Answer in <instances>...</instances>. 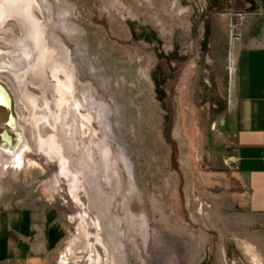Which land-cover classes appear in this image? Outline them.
I'll list each match as a JSON object with an SVG mask.
<instances>
[{
  "label": "rangeland",
  "instance_id": "1",
  "mask_svg": "<svg viewBox=\"0 0 264 264\" xmlns=\"http://www.w3.org/2000/svg\"><path fill=\"white\" fill-rule=\"evenodd\" d=\"M261 1L47 0L41 6L49 23L35 9L49 37L69 49L75 83L98 114L83 130L84 142L93 134L99 146L97 172L88 175L77 156L75 169L64 163L61 141L54 140L51 154L35 143L33 124L41 116L31 102L50 110L52 127L64 108L51 71L30 74L41 55L32 22L0 26V55L12 62L29 55L26 75L0 72L12 102L0 110V215L29 211L52 226L58 239L48 251L51 264H251L231 232L245 194L231 159L228 92L238 46L231 23L239 34ZM17 131L28 145L21 168L2 161L1 136L10 134L14 151ZM105 150L110 187L103 179ZM98 218L109 261L98 243Z\"/></svg>",
  "mask_w": 264,
  "mask_h": 264
},
{
  "label": "crops",
  "instance_id": "2",
  "mask_svg": "<svg viewBox=\"0 0 264 264\" xmlns=\"http://www.w3.org/2000/svg\"><path fill=\"white\" fill-rule=\"evenodd\" d=\"M247 12L231 61L227 124L234 138L233 156L245 194L242 214L231 228L233 246L251 264H264V0ZM231 74V75H230ZM52 226L41 225L29 211L0 215V264H51L48 251L58 238Z\"/></svg>",
  "mask_w": 264,
  "mask_h": 264
},
{
  "label": "bare ground",
  "instance_id": "3",
  "mask_svg": "<svg viewBox=\"0 0 264 264\" xmlns=\"http://www.w3.org/2000/svg\"><path fill=\"white\" fill-rule=\"evenodd\" d=\"M2 1L3 3L0 5V26L5 25L12 19L17 20L19 23L32 22L34 26V32L32 35L36 40V48H39L41 50V55L37 63L33 66L34 72L30 73L32 74V78L33 76L37 77L44 75L45 71L48 68L51 71L52 78H54L58 82V108L60 110L61 108L64 109L63 112H61V114L55 119L54 127H52L47 121L48 115H51L50 110L48 108H46L45 110H41L36 107V105H34V102H31V106L38 111V116H41L37 120L34 119L36 120L33 124L36 128V132L34 135L35 143L45 152L50 151L51 154L53 150H51L50 147L52 146L51 144L54 143V140L61 141L65 152V155H63L64 163H69L70 166L75 169L73 160L77 156V161L80 164L79 167L84 169L85 174H95L97 172V167L95 166L97 165H95L93 153L94 149L98 148L99 146L95 142L93 134H90V138L88 139V141L84 142L83 130L92 126L93 121H96L98 119V114L95 113V110L88 103V95L85 91V87L82 86L83 89H79L75 83V71L70 60L69 49L63 44L60 39H55L51 36L49 37L44 24H42L36 17L35 9L39 10L42 13L43 17L45 18V23H49V16L42 10L41 6L42 3H47V0ZM48 43L49 45H46ZM26 52L27 50L23 52V54L18 55L16 58H14L13 62L11 60H7L3 55H0V72L11 73L19 78L26 75L27 72L24 71L25 68L23 66L26 61L25 59L29 57ZM53 53L56 56V60L53 58ZM76 93H79V95H75ZM11 106L12 102L8 91H6L5 88L0 85V109H4L5 111H7L11 109ZM81 110L87 111V115H83ZM9 125L13 128L14 117L10 118ZM2 139L4 147H6L2 155L3 163L6 166L11 165L13 167L21 168V166L23 165L21 153L24 146L28 147L27 141L25 140V138H22L21 134H19V132L17 131L18 145L17 148L13 151V140L10 134L6 132L4 135H2ZM81 147H83V151L79 152V148ZM103 155L105 156V158H103L102 156L101 160V162H103V164L105 165L103 179L107 183L108 187H110L111 170L109 167L110 165H107V158L109 156L108 150H105L103 152ZM122 162H124L123 159ZM97 221L98 222L95 223V226L100 230L101 234V238H98V243L102 248H104L105 255L107 257V260L109 261V256L111 257V246L109 245V238L106 234V231L100 224L101 220L98 218ZM82 233L85 237L86 234L83 228ZM80 248L81 247H78V249ZM71 251H73V248Z\"/></svg>",
  "mask_w": 264,
  "mask_h": 264
},
{
  "label": "water",
  "instance_id": "4",
  "mask_svg": "<svg viewBox=\"0 0 264 264\" xmlns=\"http://www.w3.org/2000/svg\"><path fill=\"white\" fill-rule=\"evenodd\" d=\"M236 17V15H232V18ZM235 25L233 23H231V30H232V33H231V36H232V40L234 39L235 35L233 34V29H234ZM231 70V69H230Z\"/></svg>",
  "mask_w": 264,
  "mask_h": 264
},
{
  "label": "flooded vegetation",
  "instance_id": "5",
  "mask_svg": "<svg viewBox=\"0 0 264 264\" xmlns=\"http://www.w3.org/2000/svg\"><path fill=\"white\" fill-rule=\"evenodd\" d=\"M0 110L4 111V109H0ZM1 137H2V136H1Z\"/></svg>",
  "mask_w": 264,
  "mask_h": 264
}]
</instances>
